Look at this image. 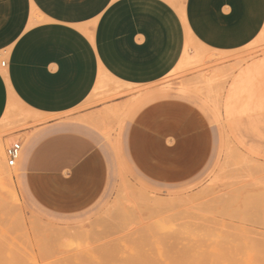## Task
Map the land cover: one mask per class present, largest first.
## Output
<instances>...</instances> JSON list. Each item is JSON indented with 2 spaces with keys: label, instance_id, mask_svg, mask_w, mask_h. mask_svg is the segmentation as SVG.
<instances>
[{
  "label": "crops",
  "instance_id": "0c3cea01",
  "mask_svg": "<svg viewBox=\"0 0 264 264\" xmlns=\"http://www.w3.org/2000/svg\"><path fill=\"white\" fill-rule=\"evenodd\" d=\"M263 33L264 0H0V57L8 54L7 71H0V124L15 104L55 119L7 138L9 146L22 145L29 199L50 215L73 216L104 196L109 156L82 121L131 100L89 107L109 81L153 88L179 68L191 41L230 53ZM214 143L206 115L169 96L137 112L125 153L144 179L173 186L205 169Z\"/></svg>",
  "mask_w": 264,
  "mask_h": 264
},
{
  "label": "rangeland",
  "instance_id": "374dc122",
  "mask_svg": "<svg viewBox=\"0 0 264 264\" xmlns=\"http://www.w3.org/2000/svg\"><path fill=\"white\" fill-rule=\"evenodd\" d=\"M185 54L179 68L153 88L109 81L95 93L89 107L131 100L123 109L111 105L82 121L106 150L111 177L104 196L81 214L46 213L25 193L20 162L8 166L11 134L55 120L14 105L13 114L0 124V264H264V33L230 53L191 41ZM244 73H254L246 87ZM236 88L244 91L237 94ZM169 96L187 99L206 115L215 143L198 176L162 186L131 165L125 135L143 106ZM246 100L253 104L247 103L249 109ZM29 119L34 121L28 125Z\"/></svg>",
  "mask_w": 264,
  "mask_h": 264
},
{
  "label": "bare ground",
  "instance_id": "6f19581e",
  "mask_svg": "<svg viewBox=\"0 0 264 264\" xmlns=\"http://www.w3.org/2000/svg\"><path fill=\"white\" fill-rule=\"evenodd\" d=\"M185 56H186V54L184 53V57H183L181 63L185 60ZM257 65H258V67H259V64H257ZM262 65H263V64H262ZM260 66H261V64H260ZM263 67H264V65L262 66V68H263ZM259 69H260V67H259ZM252 70H253V69H252ZM221 71H222V70H221ZM253 71H254V70H253ZM263 71H264V68H263ZM263 71H262V73H263ZM259 72H261V71H259ZM218 73H220V72H218ZM249 73H250V72H249ZM255 73H256V75L258 74L256 71H255ZM245 74H246V73H244V75H245ZM244 75H243V76H244ZM253 75H254V73H251V74L245 75V76H247V78L245 79V81L243 82L242 80H240V81H242V82L244 83V85H243V84H242V85L246 87V85H248V84H252L251 82H252ZM261 76H262V77H259V80L263 79V75H261ZM214 77H215V76H214ZM255 77H256V76H255ZM242 78H243V77H242ZM214 79H215V78H214ZM257 80H258V79H257ZM212 82H213V81H212ZM212 82H210V83H212ZM214 82H215V81H214ZM242 82H239V83H242ZM253 82H254V81H253ZM261 82H262V81H261ZM215 83H216V82H215ZM256 84H257V82H256ZM213 85H214V84H213ZM236 85H237V83H236ZM237 86H238V85H237ZM237 86H236V87H237ZM239 86L241 87V84H240ZM254 86H255V85H254ZM252 87H253V86H252ZM258 87H259V85H258ZM260 87H261V86H260ZM190 88H191V87H190ZM234 88H235V87L233 86V89H234ZM242 88H243V87H242ZM242 88H238V90H237V88H236V89H235V91L237 90L236 93H237V94L240 93V92L243 90ZM248 88H249V87H247V89H248ZM253 88H254V87H253ZM253 88H252V89H253ZM255 88H256V87H255ZM233 89H232V90H233ZM254 90H255V89H254ZM254 90H253V91H254ZM257 90H258V89H257ZM243 91H244V90H243ZM231 92H232V91H231ZM233 92H234V91H233ZM233 92H232V93H233ZM257 92H258V91H257ZM244 93H245V92H244ZM249 93H250V92H249ZM254 93H255V91H254ZM234 94H235V93H234ZM245 94H246V93H245ZM231 95H232V94H231ZM239 95L241 96V94H239ZM247 95H248V93H247ZM229 96H230V95H229ZM237 96H238V95H237ZM242 96H244V95L242 94ZM232 97H233V96H232ZM251 97L253 98V96H251ZM254 97H256V96H254ZM260 97H261V96H259V99H258V100H260ZM229 98H230V97H229ZM245 98L247 99L248 97L245 95L244 99H245ZM232 99H233V98H232ZM233 100H235V99H233ZM233 100H232V101H233ZM242 100H243V97H242ZM251 100H252V99H251ZM251 100H249V102H250ZM239 101H240V99H239ZM243 101H245V100H243ZM246 101H247V100H246ZM261 101H262V100H261ZM240 102H241V101H240ZM240 102H239V103H240ZM249 102H248V101L245 102L246 106H247V103H248V104H252V103H249ZM259 102H260V101H259ZM263 102H264V101H263ZM234 104H235V103H234ZM241 104H242V103H240V106H241ZM259 104H260V103H259ZM252 105H253V104H252ZM263 105H264V104H262L261 107H263ZM233 106H234V105H233ZM256 106H257V105H256ZM259 106H260V105H259ZM231 107H232V106H231ZM247 107H248V109H249V106H247ZM247 107H246V109H247ZM232 108H233V107H232ZM235 108H236V106H235ZM254 108H255V107H254ZM254 108H253V110H254ZM259 108H260V107H259ZM259 108H258V109H259ZM263 108H264V107H263ZM122 109H123V108H122ZM240 109H241V108H240ZM240 109H239V110H240ZM256 109H257V108H256ZM234 110H235V109L233 108L232 111H234ZM253 110H252V112H254ZM247 111H248V110H247ZM249 111H250V110H249ZM255 111H256V110H255ZM111 112H112V111H111ZM237 112H238V110H236V113H237ZM250 112H251V111H250ZM113 113H114V112H113ZM106 115H107V114H106ZM108 115H109V114H108ZM108 115H107V116H108ZM85 119H86V118H85ZM89 120H90V119H89ZM106 121H107V120H106ZM91 123H92V122H91ZM95 123H97V122H95ZM98 125H99V124H98ZM108 128H109V127H108ZM105 130H106V129H105ZM108 130H109V129H108ZM103 131H104V130H103ZM255 180H256V179H255ZM256 181H257V180H256ZM256 183H257V182H256ZM259 183H260V181H259ZM261 185H262V184H261ZM263 185H264V183H263ZM253 194H254V193H253ZM256 194H257V193H256ZM247 195H249V194H247ZM254 196H255V195H254ZM251 199H252V196H251ZM258 199H259V198H258ZM153 201H154V200H153ZM147 202H148V201H147ZM155 203H156V202H155ZM251 203H252V202H251ZM167 204H169V202H168ZM154 205H155V204H154ZM156 205H157V204H156ZM156 205H155V206H156ZM164 205H165V203H164ZM170 205H171V204H170ZM158 206H159V205H158ZM172 206H173V205H172ZM173 207H175V206H173ZM169 208H170V207H169ZM171 208H172V207H171ZM171 208H170V209H171ZM157 209H158V208H157ZM259 209H260V208H259ZM34 229H35V228H34ZM46 230H47V229H46ZM57 232H58V231H57ZM61 232H62V231H61ZM63 232H64V231H63ZM51 233H53V232H51ZM62 234H63V233H62ZM71 234H72V233H69L68 235H71ZM74 234H75V233H74ZM58 235H59V234H58ZM58 235H57V236H58ZM66 235H67V234H66ZM36 236H37V235H36ZM73 236H74V235H73ZM73 236L71 235V237H73ZM65 237H67V236H65ZM68 237H70V236H68ZM68 237H67V238H68ZM44 238H45V237H44ZM58 238H59V237H58ZM61 238H62V237H61ZM64 239L67 240L66 238H64ZM248 243H249V242H248ZM254 247H256V246H254ZM245 248H248V247L246 246ZM251 250H252V248H251ZM0 252H2V251L0 250ZM261 252H262V251H261ZM200 253H201V252H200ZM257 253H258V251H257ZM262 253H263V252H262ZM1 254H2V253H1ZM193 254H194V253H193ZM258 255H260V254L258 253ZM261 255H262V254H261ZM261 255H260V256H261ZM254 256H255V254H254ZM254 256H253V257H254ZM263 256H264V255H263ZM0 257H1V255H0ZM3 257H4V255H2V259H3ZM254 258H255V257H254ZM2 259H1V260H2ZM8 259H9V258H8ZM6 260H7V259H6ZM254 261L256 262V260H254ZM5 263H6V262H5ZM5 263L3 262L2 264H5ZM252 264H253V263H252ZM259 264H260V263H259Z\"/></svg>",
  "mask_w": 264,
  "mask_h": 264
},
{
  "label": "built area",
  "instance_id": "2783aa9c",
  "mask_svg": "<svg viewBox=\"0 0 264 264\" xmlns=\"http://www.w3.org/2000/svg\"><path fill=\"white\" fill-rule=\"evenodd\" d=\"M7 62L0 57V68H6L7 67ZM22 154V145L21 143L17 142L14 143L13 145L9 146L6 149V156L8 159V166L9 167H15L19 159L21 158Z\"/></svg>",
  "mask_w": 264,
  "mask_h": 264
}]
</instances>
